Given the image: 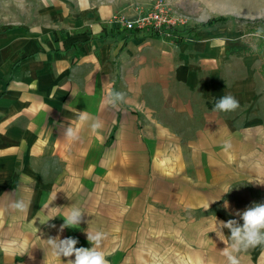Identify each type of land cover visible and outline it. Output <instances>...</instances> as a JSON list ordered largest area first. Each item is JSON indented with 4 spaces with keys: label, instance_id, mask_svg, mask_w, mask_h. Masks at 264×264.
I'll return each instance as SVG.
<instances>
[{
    "label": "crops",
    "instance_id": "0c3cea01",
    "mask_svg": "<svg viewBox=\"0 0 264 264\" xmlns=\"http://www.w3.org/2000/svg\"><path fill=\"white\" fill-rule=\"evenodd\" d=\"M13 1L0 0V264H66L46 240L110 229L109 198L124 214L126 186L143 181L151 197L149 169L162 165L161 156L171 183L186 181L189 166L213 167L217 183H235L234 168L256 167L263 170L252 182L264 188L263 60L238 24L264 19V0H166L191 23L176 42L110 24L117 12L157 0H100L79 11L35 0V12L27 0ZM13 5L21 10L17 24L8 23ZM220 17L228 20L205 25ZM109 91L124 101L106 105ZM224 95L239 108L213 111ZM83 111L86 123L78 119ZM96 120L102 127L93 132ZM68 127L79 130L77 140L66 138ZM19 199L27 212L9 207ZM72 207L82 222L60 233ZM124 216L120 227L112 219L116 230L126 229ZM77 239L76 247L89 246ZM238 256L240 264H264V246Z\"/></svg>",
    "mask_w": 264,
    "mask_h": 264
},
{
    "label": "rangeland",
    "instance_id": "374dc122",
    "mask_svg": "<svg viewBox=\"0 0 264 264\" xmlns=\"http://www.w3.org/2000/svg\"><path fill=\"white\" fill-rule=\"evenodd\" d=\"M23 1L26 2V0H14L13 2L21 3ZM27 1L30 5L29 9L35 12L37 1ZM58 1L70 2L76 6L78 11L88 8L91 4H100L101 2L100 0ZM138 6L140 5L122 10L115 15L130 13ZM42 8L44 11L49 9ZM0 9L3 8L0 7ZM11 11L13 16L8 23H19L21 10L13 5ZM238 21L246 44L253 52L261 56L264 64V19L250 21L238 19ZM3 24L0 21V26ZM158 160L162 165L149 169V178L152 180L150 187L155 184L154 189H157L151 197L149 194L152 189L149 190V186L143 181L133 183V187L141 183V188L127 189L126 186L124 214H122V207L115 205L116 203L109 198V208L111 209L107 219L110 229L101 231L105 233L102 250L105 252L109 264H221L218 261H222L224 258L222 249L225 245L219 241L214 232L215 217L217 221L237 218L234 215L236 211H242L254 202H264V188L252 182L257 172L262 171L263 168L237 167L233 172L236 176L235 183H217L214 181L213 167L189 166L185 171L187 173L186 181L185 179L178 181V178L173 177L175 179L171 183V176L165 173L169 168L163 165L164 157L161 156ZM154 170L156 171L155 175ZM225 189L230 192L223 194ZM109 193L111 195L113 192L110 190ZM225 200L229 204L227 210L224 208ZM96 209L98 207L95 205L93 211L95 212ZM137 211L140 215L138 220H136ZM116 213H118V217H116ZM123 216L128 225L124 231H120V228L116 230L115 225H112V219H117L120 222L118 225L120 227L123 226L121 218ZM165 224L167 227H171L166 230L164 227L158 226H165ZM147 225L150 228L145 229ZM96 231H81L76 228L71 233L77 239L81 236L87 238V232L94 233ZM224 233L225 235L229 234L227 229L224 230ZM213 236L215 241L212 239ZM208 244H212V248L209 250L207 249ZM85 247H91V245ZM212 254L216 259L215 262H213Z\"/></svg>",
    "mask_w": 264,
    "mask_h": 264
},
{
    "label": "clouds",
    "instance_id": "9594fccd",
    "mask_svg": "<svg viewBox=\"0 0 264 264\" xmlns=\"http://www.w3.org/2000/svg\"><path fill=\"white\" fill-rule=\"evenodd\" d=\"M124 99L122 92L109 91L104 102L106 105L116 107ZM239 106V101L234 96L224 95L217 100L213 111H235ZM78 119L81 123H86L91 118L86 111H83L79 112ZM101 127L102 124L98 120L91 123L93 132ZM78 132L77 128L68 127L65 136L69 141H75L79 138ZM230 148L231 145L229 143L224 144L225 151ZM228 192L230 191L225 189L223 194ZM9 207L16 212L24 213L29 210L30 205L23 199H19L12 202ZM207 207L209 208V205ZM224 208L225 210L229 208L226 200L224 201ZM83 214L79 208L72 207L63 215V224L60 225L59 232L62 233L65 228H73L76 225H80ZM234 215L237 218L228 219L227 221H217L215 217L214 232L219 241L225 245L222 249V255L226 258V264H240L239 253L247 251L249 248L264 246V202H254L244 210L236 211ZM53 218L55 216H49V219L41 224H47ZM49 226L55 227V225ZM225 229L228 230V235H225ZM104 239L105 233L96 231L94 233L87 232V240L91 247H76L79 241L74 237L61 239L57 235L56 237H49L46 241L54 257L60 260L62 257L67 258L66 264H109L106 254L102 250ZM25 253H27L26 250L21 254Z\"/></svg>",
    "mask_w": 264,
    "mask_h": 264
},
{
    "label": "built area",
    "instance_id": "2783aa9c",
    "mask_svg": "<svg viewBox=\"0 0 264 264\" xmlns=\"http://www.w3.org/2000/svg\"><path fill=\"white\" fill-rule=\"evenodd\" d=\"M110 24L134 34H152L172 41L182 40L180 30L190 29V20L176 11L166 0H157L151 6H138L130 13L112 17Z\"/></svg>",
    "mask_w": 264,
    "mask_h": 264
},
{
    "label": "trees",
    "instance_id": "16d2710c",
    "mask_svg": "<svg viewBox=\"0 0 264 264\" xmlns=\"http://www.w3.org/2000/svg\"><path fill=\"white\" fill-rule=\"evenodd\" d=\"M227 21V18H224V17H220V18H216V19H212L210 20L209 22H207L205 25H214L216 23H220V22H226ZM159 37V36H157ZM262 73L264 75V64L262 65Z\"/></svg>",
    "mask_w": 264,
    "mask_h": 264
}]
</instances>
